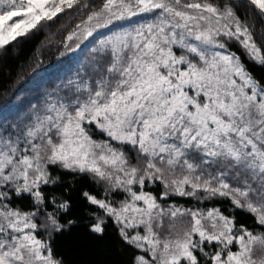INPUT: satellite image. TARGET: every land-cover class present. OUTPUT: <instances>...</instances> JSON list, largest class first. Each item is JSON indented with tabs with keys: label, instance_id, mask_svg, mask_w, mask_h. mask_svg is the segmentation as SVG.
Listing matches in <instances>:
<instances>
[{
	"label": "snow or ice",
	"instance_id": "1",
	"mask_svg": "<svg viewBox=\"0 0 264 264\" xmlns=\"http://www.w3.org/2000/svg\"><path fill=\"white\" fill-rule=\"evenodd\" d=\"M59 21L76 67L0 106V264H264V0H0V59Z\"/></svg>",
	"mask_w": 264,
	"mask_h": 264
},
{
	"label": "trees",
	"instance_id": "2",
	"mask_svg": "<svg viewBox=\"0 0 264 264\" xmlns=\"http://www.w3.org/2000/svg\"><path fill=\"white\" fill-rule=\"evenodd\" d=\"M60 23L64 21H59L57 25L25 40L17 48L10 49L6 58L0 59V104L6 103L7 98L3 95L5 89L12 95L30 84L35 74L45 72L51 74L48 69H61L67 65L75 67L70 56L58 59L59 52L63 50L61 42L68 30L60 28L58 26ZM68 28L70 29L71 25H68ZM239 54L243 59V53ZM248 66L256 75H264V69L251 64ZM69 70L67 69L65 76ZM51 82L52 80L49 84ZM10 103L12 102L8 104ZM57 247L64 251L69 259H79L81 264H91L104 259V247L89 240L83 233H73L62 238L57 241Z\"/></svg>",
	"mask_w": 264,
	"mask_h": 264
},
{
	"label": "rangeland",
	"instance_id": "3",
	"mask_svg": "<svg viewBox=\"0 0 264 264\" xmlns=\"http://www.w3.org/2000/svg\"><path fill=\"white\" fill-rule=\"evenodd\" d=\"M76 55H83L82 53H77ZM63 67V66H62ZM76 67V64H75ZM75 67H71L69 65H67L65 68H61V69H55V68H50L48 69L50 73H41V74H35L34 78L31 80L30 84L24 86L25 88L22 90H19L16 93H13L12 95L10 94L9 96H7L6 98V103L3 104L1 102V106H3L5 111L11 110V111H21L23 110L29 100H32L34 98H36V96L38 94H41L44 90H51L52 88H54L56 86V84L62 80L63 78H65V72L67 71V69L69 70L68 72L70 73V71L75 68ZM68 73V74H69ZM48 80H52V82L49 84V82H47ZM22 97L20 100H17L16 97L17 96ZM12 102L10 104H8L9 102Z\"/></svg>",
	"mask_w": 264,
	"mask_h": 264
}]
</instances>
